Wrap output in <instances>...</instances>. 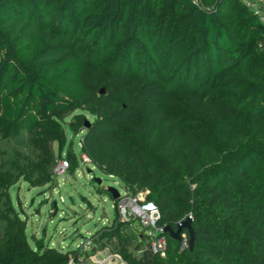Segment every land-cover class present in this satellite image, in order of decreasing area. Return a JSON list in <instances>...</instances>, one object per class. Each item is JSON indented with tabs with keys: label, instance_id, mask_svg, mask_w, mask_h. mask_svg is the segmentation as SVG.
<instances>
[{
	"label": "trees",
	"instance_id": "16d2710c",
	"mask_svg": "<svg viewBox=\"0 0 264 264\" xmlns=\"http://www.w3.org/2000/svg\"><path fill=\"white\" fill-rule=\"evenodd\" d=\"M0 110L49 151L85 131L81 154L196 234L161 256L116 217L64 250L17 216L10 264L80 262L87 241L128 264H264V21L245 1L0 0Z\"/></svg>",
	"mask_w": 264,
	"mask_h": 264
},
{
	"label": "rangeland",
	"instance_id": "374dc122",
	"mask_svg": "<svg viewBox=\"0 0 264 264\" xmlns=\"http://www.w3.org/2000/svg\"><path fill=\"white\" fill-rule=\"evenodd\" d=\"M253 1L264 15V0ZM68 47L60 41L51 44L50 50ZM2 117L0 110V264L13 261L9 246L15 243V233L20 230L17 216L26 222L25 234L32 246L35 235L64 250L78 247L96 229L120 217L116 200L98 191L101 186L115 187L124 194L125 185L119 177L104 173L95 164L82 162L74 173L68 172L65 180L54 173L55 162L60 157L72 152L78 158L81 156L85 131L76 134L65 124V144L56 141L49 151L37 128L29 123L7 128ZM128 229L134 243L143 241L145 249L148 241L139 239L137 227ZM89 246L86 247L89 257L74 264H107V258L113 254L109 248L94 251L93 244ZM116 264L128 263L123 260Z\"/></svg>",
	"mask_w": 264,
	"mask_h": 264
},
{
	"label": "built area",
	"instance_id": "2783aa9c",
	"mask_svg": "<svg viewBox=\"0 0 264 264\" xmlns=\"http://www.w3.org/2000/svg\"><path fill=\"white\" fill-rule=\"evenodd\" d=\"M256 11L261 19L264 21L262 10L256 6V1L243 0ZM79 161L82 163H91L90 158L81 154ZM70 161L67 157H60L55 166L54 173L58 178L66 179L69 172ZM117 208L119 211L120 219L125 222H130L132 226L137 227L138 235L144 237L148 241V247L153 254H160L164 256L167 250V233L165 227L159 224L161 212L159 206L146 199L143 193H131L126 190L124 194L120 193L117 199ZM192 218V215H189ZM190 237L185 234L181 240V247L186 248L190 246ZM88 243L85 247H89ZM123 261L120 254H110L107 258V264H116ZM70 264H74L71 260Z\"/></svg>",
	"mask_w": 264,
	"mask_h": 264
},
{
	"label": "water",
	"instance_id": "95a60500",
	"mask_svg": "<svg viewBox=\"0 0 264 264\" xmlns=\"http://www.w3.org/2000/svg\"><path fill=\"white\" fill-rule=\"evenodd\" d=\"M105 91V88L102 87L101 93ZM98 183H101V179H97ZM109 192L112 194V197L114 200H117L120 196V192L118 189L115 187H108ZM186 228L189 231V236H190V247L192 248L194 245V241L196 238V234L194 232V228L192 226V218L188 217L185 220H183L177 227V229H173L171 226H166L165 227V232L169 233L171 237L174 239L180 240L181 239V232L182 230Z\"/></svg>",
	"mask_w": 264,
	"mask_h": 264
}]
</instances>
